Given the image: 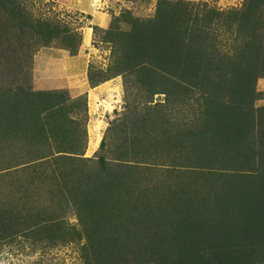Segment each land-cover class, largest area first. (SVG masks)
Masks as SVG:
<instances>
[{
	"label": "trees",
	"instance_id": "16d2710c",
	"mask_svg": "<svg viewBox=\"0 0 264 264\" xmlns=\"http://www.w3.org/2000/svg\"><path fill=\"white\" fill-rule=\"evenodd\" d=\"M16 1L0 0V42H22L34 31L51 39L49 27L33 23ZM253 2L251 10H231L225 16L208 10L205 18L191 3H168L153 20L127 33L136 43L129 61L141 71L140 89L165 99L157 116L139 118L131 142L137 152L127 156L130 160H115L145 169L183 168L203 181L215 180L203 187L190 180L166 192L153 183L138 184L132 188L135 195L129 192L134 202L126 211V201L109 205L100 196L110 190L93 187L78 210L93 233L105 234L104 248L89 252L92 264H264V108L254 107L256 82L264 79V27H257L264 12L256 10L260 0ZM233 35L234 56H218ZM24 98L32 122L22 111ZM190 100L199 102L197 114L180 122L178 107ZM69 101L59 92H36L29 86L0 95V171L22 165L25 172L31 170L27 183L40 179L50 191V181L65 182L66 174H38L36 166L48 164L43 162L49 153L40 151L47 139L43 135L54 130L46 118L39 120L49 110H40L41 105ZM76 160L81 164L89 158ZM98 170L100 185L112 177L102 162ZM25 189L21 185L10 191L18 207L0 205V237L56 231L59 218H52L48 203L30 201ZM207 194L213 197L207 199ZM165 218L176 222H163Z\"/></svg>",
	"mask_w": 264,
	"mask_h": 264
},
{
	"label": "rangeland",
	"instance_id": "374dc122",
	"mask_svg": "<svg viewBox=\"0 0 264 264\" xmlns=\"http://www.w3.org/2000/svg\"><path fill=\"white\" fill-rule=\"evenodd\" d=\"M253 1L256 0L16 1V6L26 12L33 23L39 20L43 28L48 26L53 37L44 39L39 31H34L29 39L24 38L22 42H0V95L17 86H29L36 92H59L63 99L70 100L62 105L52 102L49 106L53 107L50 108L41 105L40 110H49L40 114L39 120L46 118L54 130L43 135L47 139L40 151L49 153L43 162L48 164L36 166L38 174L46 170L51 176L55 171V175L62 172L67 178L64 183L50 181L53 188L50 191L40 179L27 183L31 170L25 172L22 165L14 171H0V205L5 209L9 208L7 203L19 206L15 205L10 191L25 185L30 201L43 203L40 201L43 200V204L46 206L48 203L47 208L55 214L52 218H59V225L54 228L56 231L45 235L38 236L36 232L34 236L24 237L18 232L11 238L0 237V264L91 263L89 252L104 248L105 234L93 233L86 221L79 218L78 210L91 196L93 187L97 186L101 191L110 190L108 194L103 191L100 196L109 205L126 201V211L132 207L134 198L131 193L135 191L133 189L132 192V188L138 184L153 183L157 189L166 192L171 186L187 184L190 180H194L193 186L201 187L215 180L203 181L202 176L190 174L183 168L145 169L138 163L133 165L115 160H130L127 156L137 152L131 142L141 125L139 118L157 116L165 99L163 94L148 95L140 89L137 78L141 71L132 67L133 59L129 61L136 43L129 40L127 33L137 31L138 25L153 20L157 11L167 7L168 3H191L194 10L205 18L208 10L224 16L231 10H251ZM256 6V10L264 12V0ZM262 20V17L257 20L258 28L264 27ZM67 37H71L70 43H67ZM234 40L233 35L225 47L219 45L221 50L217 55L234 56ZM141 59L139 57L135 61L141 62ZM256 92L254 107L264 108V79L257 80ZM10 93H15V90ZM195 96L200 98L198 93ZM198 103L190 100L185 107H178L176 118L180 122L192 118L197 114L194 108ZM21 104L27 121L32 122L25 108L29 106L27 99L24 98ZM102 141L104 145H101ZM78 158H89V161L80 164L76 160ZM101 162L112 177L100 185L102 175L98 167ZM209 195H206L207 199ZM163 222L176 220L165 218Z\"/></svg>",
	"mask_w": 264,
	"mask_h": 264
},
{
	"label": "bare ground",
	"instance_id": "6f19581e",
	"mask_svg": "<svg viewBox=\"0 0 264 264\" xmlns=\"http://www.w3.org/2000/svg\"><path fill=\"white\" fill-rule=\"evenodd\" d=\"M96 141H97V140H96ZM92 144H93V147H95V146H96V143H95V142H93Z\"/></svg>",
	"mask_w": 264,
	"mask_h": 264
}]
</instances>
